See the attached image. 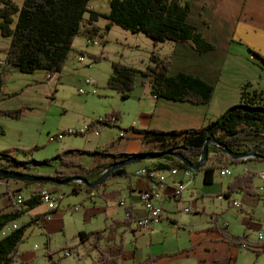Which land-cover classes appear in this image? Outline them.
<instances>
[{"label": "rangeland", "instance_id": "obj_1", "mask_svg": "<svg viewBox=\"0 0 264 264\" xmlns=\"http://www.w3.org/2000/svg\"><path fill=\"white\" fill-rule=\"evenodd\" d=\"M91 4L100 12L110 10V0H92ZM107 23L108 19L104 17L95 22L100 31L92 38L83 34L77 35L75 41L77 49L71 52L62 71L53 73L50 79L47 77V70L23 73L14 64L6 66L0 86V127L5 132L4 135L0 133L1 151H11L18 159L43 160L54 158L57 154L72 148L92 152L106 149L109 152L123 151L134 154L159 148L157 144L145 143L140 136H132L133 131L130 130V127L136 126L134 124H139L138 119L141 117L142 109L149 103L150 93L146 92L145 86L148 82L144 83L143 78L137 75L135 89L129 98L124 99L121 94L107 86V81L113 73L112 61L145 69L152 51L164 55L169 52L174 43L166 41L156 44L152 38L142 32L133 33L119 25L106 29ZM10 39L0 32L1 60H6L7 53L4 49L10 45ZM80 52L85 55L84 62L78 59ZM94 55H103L104 58L95 62ZM249 67L252 69L242 58H239L233 67L229 64L225 65L223 76L215 85L210 113L220 114L221 107L227 102H230L231 106L241 102L236 93L239 92L241 78L247 72L250 73L247 71ZM2 69L3 65H0V71ZM257 71L258 68H254V73ZM262 72L263 77L257 73L251 78V82L256 87L259 86L257 85L259 82L264 89V71ZM252 88H254L253 85ZM227 95L229 97L225 98ZM10 110L21 111V115L13 117L5 114ZM106 115H117V122L111 125L99 124L97 120ZM88 125L90 128L86 129ZM70 129L78 130V133L66 134L63 139L50 140V137ZM70 156L86 168L97 165L105 158L100 154L92 153ZM157 161L158 159L143 160L126 166L128 175L131 176H119L106 180L109 191L120 190L122 192L119 197L129 198V191L124 189L126 182L130 180L129 177L135 179L136 171L143 166L155 167ZM209 162H214L219 167L215 170V181L205 185L207 193L199 194L198 208L193 204L195 198H189L190 187L185 184L186 189L181 201H174L175 203L172 204L163 203V207L173 210L174 216L180 221L179 224L164 220L163 223L156 225L158 232L153 238L148 232L134 231L133 228H137L136 225L131 228L128 225L119 224V220H125L119 205L109 210L113 218H107L105 212L97 211L89 220L83 217L82 211H73L74 206L79 205L81 210L90 206L85 188H83L84 191L76 194L72 192L71 184L35 183L34 185H45L49 188L42 187L40 191L42 189L52 191L54 189L50 188L56 187L58 189L54 190L55 192H65L60 208V211H63L61 214L63 230L46 233L43 227L38 225L28 227L20 244L18 260L14 264H91V255H95L99 248L106 250L110 246L122 244L127 251L133 252L138 247L137 254L141 250L148 253L150 241L153 242V250L162 246L171 251L178 247L181 250H188L190 246L192 247L190 233L192 225L189 224L192 221L196 223L195 226L200 231L211 226L213 231L220 232L223 239L226 238L234 247L238 243L231 240L239 236H246V240L252 245H264V177L261 175L264 173V159L253 157L231 162L225 155L211 153ZM58 168H63L61 159H57L52 165L34 166L24 172H30L33 175H52ZM221 170H227V173L221 174ZM194 171L193 176H187L194 180L190 186H204L203 172ZM238 176H250L252 194L258 193L259 197L255 200H253L255 197H252V202L248 199L243 200V189L234 191L230 198L225 196L223 192ZM171 179L172 176H169L168 181ZM105 183L100 184L93 191L102 194ZM22 191L21 194L24 197L29 195L30 191L27 188ZM220 196L223 198L219 199ZM234 200H240L241 207L233 206ZM98 205H100L99 202ZM186 208L191 211L186 212ZM28 219L29 216L24 215L17 220V223L23 224ZM225 228L227 233L223 232ZM81 230L99 233L82 242L78 236ZM260 235H263V239L259 238ZM66 249L73 250L75 254L65 256ZM112 250L113 248H109L107 252ZM76 254H80L81 259H78ZM133 254L137 255L134 252ZM133 254L127 252V256L123 259L118 256L117 264H139L132 263ZM235 263L264 264V253L257 255L254 250L239 246ZM185 264L191 263L188 261Z\"/></svg>", "mask_w": 264, "mask_h": 264}, {"label": "trees", "instance_id": "obj_2", "mask_svg": "<svg viewBox=\"0 0 264 264\" xmlns=\"http://www.w3.org/2000/svg\"><path fill=\"white\" fill-rule=\"evenodd\" d=\"M91 1L23 0L22 4H18L14 0H0V32L5 37L11 38L10 45L4 49L7 54L5 64H2L3 69L0 71V86L2 85L4 70L8 64H14L23 73H35L38 70H47L49 73L62 71L68 57L74 50L73 41L75 37L79 34L86 35L88 38L97 35L100 29L95 22H98L101 17L108 19L106 29L119 25L133 33L142 32V34L152 38L156 44L166 41H187L193 43L194 48L202 53L213 49L214 44L203 37L197 26L188 22V15L191 12V3L188 0H110V10L105 13L91 8ZM251 52L262 61L264 68L263 55L255 51ZM80 54L85 56L83 52ZM102 58H104L103 55H94L93 57L95 62ZM111 66L113 73L108 78L107 86L121 94L124 99L129 98L135 89L137 75L143 78L144 83H149L151 94L157 98L207 104L211 101L215 91L213 84L185 71L171 76L169 58L162 57L156 51H152L145 69L129 66L119 61H112ZM5 114L19 117L21 111L10 110L6 111ZM97 122L101 125H111L109 122ZM88 126L90 128V125ZM130 130L139 132L145 143L159 145V148L153 152L165 150L180 152L191 162L200 160L208 137H214L217 141L215 145H223L233 153L245 152L255 144L264 142V89H254L251 84L245 83L241 90V102L228 107L219 118L208 121L201 128L193 127L169 132L139 129L132 126ZM0 131H2L1 128ZM258 151L259 154H264V146ZM83 153L100 154L110 161L98 164L93 168H86L70 156ZM211 153L225 155L231 162L242 161V159L231 158L226 151L214 146V144L210 145L207 161L197 170L203 172L205 184L214 182L215 170L219 167L216 163L209 162ZM132 155L134 153L109 152L106 149L92 152L72 148L57 154L54 158L36 160L34 158L18 159L11 151L0 150V167L1 169L24 172V170L34 166L52 165L57 159H61L63 168H58L54 175L46 176H55L63 180L76 175L94 181L111 164L122 159L125 160ZM157 163L159 168L177 167L183 170H192L180 159L173 156H163L158 159ZM128 174L126 167H120L113 171L101 184L108 179L129 176ZM0 180L16 179L0 178ZM23 182L25 184H37L46 181ZM251 183L250 176H238L223 193L228 198L239 189L252 193ZM70 184L72 185V192L76 194L80 193L83 188L92 191L99 186L91 189L76 181ZM40 192L32 194L20 208H13L9 212L0 211V264H14L18 260L20 244L28 227L34 221L17 225L15 229L13 228L1 236L4 227L17 221L27 209L38 205L41 202ZM128 219L119 220L118 223L128 225L130 223ZM98 233L81 231L78 236L81 238L80 241L84 242ZM231 241L254 250L257 255L264 253V245H252L246 240V236H239ZM122 251L123 248L120 245L114 246L109 254L102 252L96 264H117V257L121 255ZM226 264L235 263L229 261Z\"/></svg>", "mask_w": 264, "mask_h": 264}, {"label": "crops", "instance_id": "obj_3", "mask_svg": "<svg viewBox=\"0 0 264 264\" xmlns=\"http://www.w3.org/2000/svg\"><path fill=\"white\" fill-rule=\"evenodd\" d=\"M14 1H16L18 4H22L23 0ZM188 1L191 3V12L188 15V22L194 26H197L202 32L203 37L207 41L213 43L214 46L213 49L202 53L196 50L193 46V43L191 42H173L174 44L169 52L161 55L162 57L169 58V73L171 76L185 71L186 73L201 77V79L213 84L215 87V85H217L219 82L220 77L223 76L225 65L229 64L233 67L237 60L242 58L246 61L247 66H251L252 69H250V67L249 69L245 68L247 71H250L251 74L246 71L247 74L241 78L239 82V92L236 93L238 100H241V90L245 83L253 85L254 89L259 87L258 89L263 90L259 82L257 84L259 86L257 87L251 82V78L255 77L257 73L259 76L263 77L262 71H264L262 61L251 51L258 52L264 57V0ZM90 6L91 8L97 9L92 4ZM76 38L77 36L73 41L74 49H77V45L75 44ZM84 57L82 61L78 57L80 62L85 61ZM254 68H258L256 73H254ZM47 72V77L49 79L52 78L53 73H49V71ZM56 73H60V71ZM145 86L147 88L146 92L150 93V98L149 103L142 109L141 117L138 119L139 124H134L136 125L135 127H138L139 129H154L170 132L193 127L201 128L205 126L208 121L219 118L224 113V111L231 106V103L227 102L225 106L221 107L220 114L213 115L210 113V109L213 105L212 103L214 97H212L213 99H211V101L207 104L173 101L166 98L155 97V95L151 94L150 92L151 87L149 83H146ZM228 97L229 95H227L225 98ZM0 128L2 129V127ZM2 131H0V133L4 135V129H2ZM131 131H133L132 136H140L139 132L134 130ZM109 161L110 159L104 158V160L98 164L105 162L108 163ZM157 165L158 163H155V166ZM190 172L193 171L190 170ZM261 175L264 177V173H261ZM187 176L188 174L186 173V170L180 169L176 176H172L171 181H168V183L163 185V196L161 199L163 206L164 202L172 204L175 203L174 201H181L182 197H184H174V188L177 182H183L187 185V187L189 185V198H195L193 201L194 205H197V198L200 195L207 193L205 185H210L213 183L205 184L203 182L204 186L198 187L197 185H194L193 187L190 185L192 182H194V180L189 179ZM129 179L130 180L126 182L124 187V189L126 188V190L129 191V198L119 197L122 192L120 190L109 191L108 185L105 183L102 194L95 193L93 190H86V198L89 200L90 206H88L85 210H81L82 208L78 205L80 207L78 210H75L74 208H72V210L75 212L82 211L83 217L89 220L97 213V211H103L106 213L107 218H113L112 213L110 215L109 210L114 208V206L116 208V205H119L124 213L125 220L127 218V212H130L132 217L130 219L127 218L130 221L128 227L133 228V226L136 225L135 219L143 217L145 214L146 209L140 201L139 195L142 189L151 186V181L139 176H137L135 179L129 177ZM42 187L46 186L25 184L24 182L16 180H0V211L9 212L14 208V193H21L23 192L22 190L24 188H27L30 192L29 195L24 197L26 200L27 198L31 197L32 194L38 193ZM46 189L49 188L46 187ZM50 189L57 190L58 188L52 187ZM242 192L244 193L243 200L248 199L249 202H252V197H255L253 200L259 197L258 193L252 194L245 190H242ZM61 193L63 194L65 192ZM97 196H100V198H97ZM98 202L100 205H98ZM47 207L48 206L43 201H41L35 207L27 209L23 214V216H29V219L26 222L34 221L31 226L38 225L39 227H43V231L46 233L59 229L63 230L61 224L63 219V215L61 214H63V211H60V208L55 211L49 210ZM164 209V217L160 223H163L164 220H166L171 223L179 224L180 221L174 216L175 214H173V210L167 209L165 207ZM17 222L18 221H15L5 226L1 236L10 232L8 228L13 224L19 225ZM189 224L192 225V229L190 230L192 236V247L190 246L188 250H181L180 247H178L174 251H171L165 246L155 248L153 250V242L150 241L151 243L149 252L144 253L141 250L140 253L137 254L138 247H136L133 251L135 254H137L136 256L133 254V252L124 249L122 244H118L123 248V251L119 256L121 259H123V257L127 256V252L131 253L133 254L131 259L132 263L135 262L139 264H185L188 263V261L191 264H226L229 261L235 263V259H237L238 256L239 246H241L239 243L234 247V245L231 244V242H229L226 238L223 239L220 232L213 231L211 226L206 229H201L200 231L198 228H196V223L194 221L190 222ZM157 226H154L148 230L134 227L133 230H141L140 232L143 231L145 233L148 232L150 237L153 238L158 232ZM162 227H164V225ZM223 232L227 233L226 228L223 230ZM110 238L112 239V236ZM109 248L111 249L113 246H110ZM109 248L106 250L104 248L97 249L98 252L95 255H91V264H96L98 262L102 252L109 254V252H107L109 251ZM78 255L79 258H77L81 259L80 254ZM144 260L146 261L144 262Z\"/></svg>", "mask_w": 264, "mask_h": 264}, {"label": "built area", "instance_id": "obj_4", "mask_svg": "<svg viewBox=\"0 0 264 264\" xmlns=\"http://www.w3.org/2000/svg\"><path fill=\"white\" fill-rule=\"evenodd\" d=\"M96 42V41H95ZM84 56H80L79 59L82 61ZM5 64L4 60L0 59V65ZM118 117L116 115H106L104 117L99 118L97 121L100 122H109V124H115L117 122ZM86 129H89V126H86ZM78 133V130L70 129L67 132H60L56 136L50 137L51 141H54L56 139H63V137L66 134H75ZM216 147L220 148V145H215ZM180 169L177 167H171V168H159L157 166H143L138 171H136L137 176L141 178H145L149 181H151V186L142 189L140 193V201L144 205L146 211L143 217L135 219L136 226L140 229L148 230L150 228H153L157 224H159L163 217H164V207L161 203V199L163 196V190L162 187L166 183H168L169 176H176L179 173ZM186 173L188 175L193 176V172H190V170H186ZM227 170H221V174H226ZM186 189V185L183 182H177L175 184L174 188V197L179 198L180 196H183V193ZM41 201H43L48 207L49 210H57L58 208H61V202L64 198L63 194L61 192H55L50 191L46 189H42L40 192ZM14 200V208H20L23 206L25 202V198L21 193H14L13 195ZM223 197L220 196L219 199H222ZM233 206L235 207H241V202L234 200ZM80 207L75 206V210H78ZM186 212L191 211L189 208L185 209ZM49 216V215H48ZM132 217L130 212H127V218ZM50 218V216H49ZM17 227L16 224H13L11 227L8 228L9 231L11 229H15ZM260 239H263V235L259 236ZM247 248V247H245ZM72 254H75L73 250L66 249L65 250V256H71ZM79 258V255L76 254Z\"/></svg>", "mask_w": 264, "mask_h": 264}, {"label": "water", "instance_id": "obj_5", "mask_svg": "<svg viewBox=\"0 0 264 264\" xmlns=\"http://www.w3.org/2000/svg\"><path fill=\"white\" fill-rule=\"evenodd\" d=\"M217 141L214 139V137H208L206 139L205 145H204V151L201 154V158L199 161L197 162H191L189 160H187L182 153L180 152H174L172 150H165V151H148V152H144L141 154H134L131 157L125 159V160H120L117 162H114L113 164H111L109 166L108 169H105V171L103 172V174L96 180L92 181L87 179V177H83V176H72L70 178L67 179H63L61 180V178H56L55 176H46V175H33L30 172H22V171H16V170H8V169H1L0 167V178L2 179H16V181H31V182H39V181H46L48 183H53V184H61V185H67L70 184L72 182H79V183H83L84 185H86L87 187L93 189L96 186L100 185L101 182L105 179H107L109 177V175L115 171L116 169L122 167H126L132 163L135 162H141L143 160H156L159 159L163 156H173L175 158L180 159L185 165H187V167H189L192 170H199L207 161V157H208V152L210 149V145L212 144H216ZM262 146H264V142L257 143L255 144L251 149L247 150V151H243L240 153H233L232 151L229 150V148L225 147V146H220L221 149H223L224 151H226L227 154H229V156L233 159H249V158H259V159H264V154H259L260 152L258 151L259 148H261Z\"/></svg>", "mask_w": 264, "mask_h": 264}]
</instances>
